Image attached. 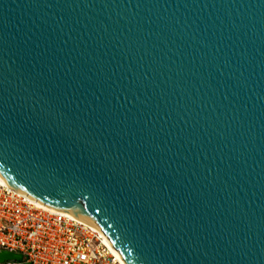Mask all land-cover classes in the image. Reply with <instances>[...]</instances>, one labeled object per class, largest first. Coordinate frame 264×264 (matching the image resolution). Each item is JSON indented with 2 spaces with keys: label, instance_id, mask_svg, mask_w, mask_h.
I'll return each mask as SVG.
<instances>
[{
  "label": "water",
  "instance_id": "95a60500",
  "mask_svg": "<svg viewBox=\"0 0 264 264\" xmlns=\"http://www.w3.org/2000/svg\"><path fill=\"white\" fill-rule=\"evenodd\" d=\"M0 175L127 264H264V0H0Z\"/></svg>",
  "mask_w": 264,
  "mask_h": 264
},
{
  "label": "built area",
  "instance_id": "2783aa9c",
  "mask_svg": "<svg viewBox=\"0 0 264 264\" xmlns=\"http://www.w3.org/2000/svg\"><path fill=\"white\" fill-rule=\"evenodd\" d=\"M0 252L24 257L0 264H123L97 230L1 183Z\"/></svg>",
  "mask_w": 264,
  "mask_h": 264
},
{
  "label": "bare ground",
  "instance_id": "6f19581e",
  "mask_svg": "<svg viewBox=\"0 0 264 264\" xmlns=\"http://www.w3.org/2000/svg\"><path fill=\"white\" fill-rule=\"evenodd\" d=\"M0 183H1L2 185H4V186L8 187V188L11 189V190L17 191L15 188H13L12 186H10V185L5 181V179L3 178V176H1V175H0ZM17 192H19V191H17ZM19 193H20V192H19ZM78 220H79V219H78ZM79 221H81V220H79ZM81 222H83V221H81ZM83 223H84V222H83ZM85 224H86V223H85ZM86 225H88V224H86ZM88 226H90V225H88ZM90 227H92V226H90ZM92 228L95 229V230H97V229L94 228V227H92ZM97 231H98V232L104 237L106 243H107L108 246L111 248V250H112V252L115 254V256H117L118 259H119L123 264H127L126 261H125V259H124V257H123V255H122V253L113 247V245L110 243V241L106 238V236H105L104 234H102L99 230H97Z\"/></svg>",
  "mask_w": 264,
  "mask_h": 264
}]
</instances>
